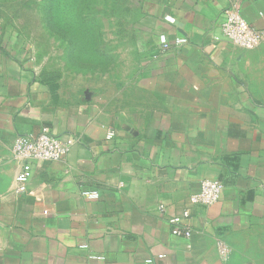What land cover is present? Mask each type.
I'll use <instances>...</instances> for the list:
<instances>
[{
  "label": "crops",
  "instance_id": "1",
  "mask_svg": "<svg viewBox=\"0 0 264 264\" xmlns=\"http://www.w3.org/2000/svg\"><path fill=\"white\" fill-rule=\"evenodd\" d=\"M232 1L143 0L152 43L123 108L57 100L31 48L0 36V264H264V0H237L263 36L250 51L214 39ZM43 132L72 145L18 195L13 141ZM206 178L220 199L189 205Z\"/></svg>",
  "mask_w": 264,
  "mask_h": 264
},
{
  "label": "rangeland",
  "instance_id": "2",
  "mask_svg": "<svg viewBox=\"0 0 264 264\" xmlns=\"http://www.w3.org/2000/svg\"><path fill=\"white\" fill-rule=\"evenodd\" d=\"M142 1L0 0V36L31 48L57 100L123 108L152 43Z\"/></svg>",
  "mask_w": 264,
  "mask_h": 264
},
{
  "label": "built area",
  "instance_id": "3",
  "mask_svg": "<svg viewBox=\"0 0 264 264\" xmlns=\"http://www.w3.org/2000/svg\"><path fill=\"white\" fill-rule=\"evenodd\" d=\"M218 34L215 40L223 39L233 46L243 51L256 49L262 42L263 36L253 28L240 14L237 0H233L230 5L222 11V20L220 21ZM186 43V39L178 37L174 40V45L179 46ZM170 48L165 38H160V49L165 52ZM113 132H108L107 139H112ZM72 141L52 137L43 132L37 137L18 136L14 139L12 145V156L18 163V169L14 177L15 193L24 194L27 190L28 181L32 174V163L36 161H58L63 159L70 147ZM222 185L213 179H203L199 190L189 197V205L208 207L215 204L221 196ZM82 196L89 200L98 199V193L93 190L82 192ZM164 207L159 206L162 212ZM190 219V210L184 209L178 214H174L167 219L170 232L175 237L189 238L191 230L188 225ZM80 248H87L81 245ZM222 256L227 255V249L220 245ZM95 259H102L92 257ZM151 263V260H147Z\"/></svg>",
  "mask_w": 264,
  "mask_h": 264
},
{
  "label": "trees",
  "instance_id": "4",
  "mask_svg": "<svg viewBox=\"0 0 264 264\" xmlns=\"http://www.w3.org/2000/svg\"><path fill=\"white\" fill-rule=\"evenodd\" d=\"M142 4H143V1H142Z\"/></svg>",
  "mask_w": 264,
  "mask_h": 264
}]
</instances>
